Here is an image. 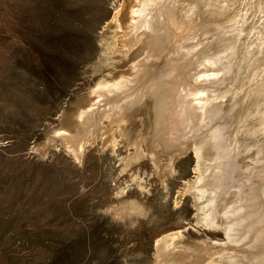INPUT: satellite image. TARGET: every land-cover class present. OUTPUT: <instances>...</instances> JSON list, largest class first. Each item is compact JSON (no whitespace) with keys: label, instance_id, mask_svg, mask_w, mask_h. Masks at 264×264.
Returning a JSON list of instances; mask_svg holds the SVG:
<instances>
[{"label":"rangeland","instance_id":"1","mask_svg":"<svg viewBox=\"0 0 264 264\" xmlns=\"http://www.w3.org/2000/svg\"><path fill=\"white\" fill-rule=\"evenodd\" d=\"M124 1L0 0V264H156L158 240L175 230H182L186 247L201 251L191 262L208 258L203 246H239L225 229L198 222L187 190L197 177L194 147L164 174L156 161L168 160V152L154 154L147 140L128 165L135 146L123 129L111 143L108 118L81 159L57 135L64 117L95 100L100 80L128 67L107 47ZM260 13L246 16L250 26ZM237 26L203 35L209 41L200 50ZM263 78L259 73L257 82ZM251 84L243 80L236 88L244 92Z\"/></svg>","mask_w":264,"mask_h":264},{"label":"bare ground","instance_id":"2","mask_svg":"<svg viewBox=\"0 0 264 264\" xmlns=\"http://www.w3.org/2000/svg\"><path fill=\"white\" fill-rule=\"evenodd\" d=\"M256 11L259 19L250 26L253 18L246 16ZM262 14L264 0H125L110 20L115 28L107 47L128 67L113 72L110 81L100 80L92 92L95 100L64 117L57 131L81 159L108 118L111 143L113 132L123 129L135 146L128 165L142 155V141L154 154L168 152V160L156 161L162 173L175 171L179 155L194 147L197 177L187 190L195 199L197 221L225 229L239 246H203L208 258L191 262L201 251L186 247L182 230H175L158 240L156 264H264V105L258 107L264 78L256 79L264 73ZM233 25L238 26L200 50L209 41L203 35ZM243 80L253 85L238 91ZM226 102H232L229 109Z\"/></svg>","mask_w":264,"mask_h":264}]
</instances>
